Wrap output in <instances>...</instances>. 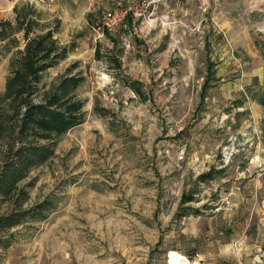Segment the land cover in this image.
Masks as SVG:
<instances>
[{
  "label": "rangeland",
  "instance_id": "rangeland-1",
  "mask_svg": "<svg viewBox=\"0 0 264 264\" xmlns=\"http://www.w3.org/2000/svg\"><path fill=\"white\" fill-rule=\"evenodd\" d=\"M19 1L74 43L42 83L79 61L86 117L22 183L55 208L0 234V264H264V0H0V18ZM118 1L136 14L102 31Z\"/></svg>",
  "mask_w": 264,
  "mask_h": 264
},
{
  "label": "trees",
  "instance_id": "trees-1",
  "mask_svg": "<svg viewBox=\"0 0 264 264\" xmlns=\"http://www.w3.org/2000/svg\"><path fill=\"white\" fill-rule=\"evenodd\" d=\"M12 13V21L0 18V62L15 50L0 94V234L25 223L42 222L55 208L50 198L26 206L33 183H22L56 156L61 138L86 117V101L77 94L84 82L82 71L77 70L79 61L50 84L42 83L43 75L68 57L74 43L60 45L56 29L42 19L44 14L30 1L17 2ZM130 18L128 15L126 22ZM128 86L136 95H143L138 82L131 81ZM93 110L101 118L109 114L97 104ZM216 173L211 168L197 180L211 182ZM187 200L191 201L190 197L183 202ZM9 245L10 241L0 235V248ZM188 256L191 260L192 255Z\"/></svg>",
  "mask_w": 264,
  "mask_h": 264
},
{
  "label": "built area",
  "instance_id": "built-area-1",
  "mask_svg": "<svg viewBox=\"0 0 264 264\" xmlns=\"http://www.w3.org/2000/svg\"><path fill=\"white\" fill-rule=\"evenodd\" d=\"M144 4V3H143ZM136 6H124L121 2L115 3V8L103 13L100 20V28L107 33H116L125 23L128 15H135Z\"/></svg>",
  "mask_w": 264,
  "mask_h": 264
},
{
  "label": "crops",
  "instance_id": "crops-1",
  "mask_svg": "<svg viewBox=\"0 0 264 264\" xmlns=\"http://www.w3.org/2000/svg\"><path fill=\"white\" fill-rule=\"evenodd\" d=\"M108 2H110V4L111 5H113L114 4V2L116 1V0H107ZM125 1V3L127 4V3H129V2H131V1H135V0H124ZM160 2V1H159ZM168 2H171V0H161V2H160V7H161V5H165V4H167ZM188 5V0L186 1V3H185V7ZM209 5V4H208ZM211 5V4H210ZM208 63H209V61H207ZM209 66V65H208ZM202 90H205V88L203 89V88H201ZM203 92V91H202ZM201 99L203 100L204 99V97L202 96L201 97Z\"/></svg>",
  "mask_w": 264,
  "mask_h": 264
},
{
  "label": "bare ground",
  "instance_id": "bare-ground-1",
  "mask_svg": "<svg viewBox=\"0 0 264 264\" xmlns=\"http://www.w3.org/2000/svg\"><path fill=\"white\" fill-rule=\"evenodd\" d=\"M171 264H198L196 261L193 262H189L188 260H186L185 258H175Z\"/></svg>",
  "mask_w": 264,
  "mask_h": 264
}]
</instances>
